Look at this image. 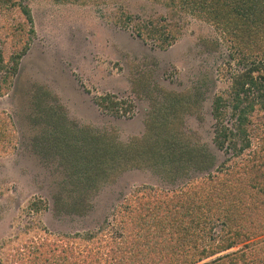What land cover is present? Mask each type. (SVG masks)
I'll return each instance as SVG.
<instances>
[{"label": "trees", "instance_id": "1", "mask_svg": "<svg viewBox=\"0 0 264 264\" xmlns=\"http://www.w3.org/2000/svg\"><path fill=\"white\" fill-rule=\"evenodd\" d=\"M163 1L166 5L179 4L212 24L229 46L228 61H235L240 68L228 97L216 94L211 102V115L216 121L214 144L219 150L230 151V156L218 162L205 144L183 129L185 115L198 112L205 100L204 92L211 90L212 82L207 84V79L195 88H187L184 92L188 96L183 97L152 84L147 73L132 79V90L148 99L149 111L142 136L128 142L89 124L70 122L58 97L42 93V103L36 104L44 116L33 113L30 121L40 128L36 143L42 157H38L46 166L61 168V179L55 182L51 195L57 212H83L93 193L129 168H169L173 169L170 176L176 177L172 181L189 179L171 190H150L154 195L123 198L113 216L120 233L105 237L101 251L88 249L81 262L75 247L69 243L58 247L46 238L19 250L15 257L20 263H100L106 252L105 264H196L210 257L200 264H264V131L260 126L249 127L253 120L250 113L257 107L264 110V0ZM15 6L31 21L23 0H0L1 9ZM142 27L143 32L136 30L137 35L159 40L161 46L173 36L165 25L158 28L144 23ZM211 43L209 49L218 48L213 40ZM26 50L25 44L15 49L10 57L14 62L11 70L5 67L0 54V72L5 70L0 83L15 73ZM192 88L194 92L188 93ZM112 98L106 93L99 96L97 104L116 113L113 109L117 103ZM7 126L5 119H0L3 150L8 147L4 141L11 130ZM190 172L203 175L195 180ZM42 208V199L30 203L32 211ZM217 226L220 231L215 233ZM97 233L85 236L94 239ZM237 245V249L230 250ZM0 264L6 263L0 260Z\"/></svg>", "mask_w": 264, "mask_h": 264}, {"label": "rangeland", "instance_id": "2", "mask_svg": "<svg viewBox=\"0 0 264 264\" xmlns=\"http://www.w3.org/2000/svg\"><path fill=\"white\" fill-rule=\"evenodd\" d=\"M23 2L31 21L17 6L0 8V54L5 67H14L10 57L19 45L27 47L15 73L0 83V119L11 127L9 139L4 141L7 149L0 148V260L23 264L15 257L19 250L50 238L58 247L68 243L75 247L81 262L88 249L101 251L105 237L120 233L113 216L123 198L154 195L150 190H171L189 177L175 182L172 178L176 177L170 176L173 169L129 168L93 193L83 212H57L51 195L55 182L61 179V168L46 166L38 157H42L36 143L40 128L30 121L33 113L43 114L36 104L42 103L41 94L58 97L70 122L89 124L128 142L142 136L149 111L148 99L132 90V79L147 73L152 84L184 96H188L184 92L187 88H195L207 79V84L212 82L211 90L204 92L205 100L198 112L185 115L183 129L221 162L231 152L219 150L214 144L216 121L211 115V102L216 94L228 97L232 79L240 68L235 61H228L229 46L220 31L179 4L166 5L163 0ZM144 23L158 28L165 25L173 33L169 43L161 46L159 40L147 35L141 39L136 30L143 32ZM212 40L218 46L214 50L209 49ZM1 71L3 77L5 70ZM194 88L188 93L192 94ZM106 93L117 103L113 109L117 114L97 104L99 96ZM250 116L253 120L249 127L260 126L264 131V110L257 107ZM190 175L196 180L203 174ZM35 199L43 201L38 212L30 210ZM219 231V226L215 227L214 232ZM91 232H98L94 239L85 236ZM105 254L100 263L92 264H105Z\"/></svg>", "mask_w": 264, "mask_h": 264}]
</instances>
